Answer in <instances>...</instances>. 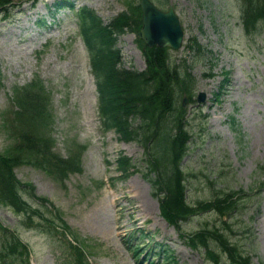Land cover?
Listing matches in <instances>:
<instances>
[{
    "label": "rangeland",
    "instance_id": "374dc122",
    "mask_svg": "<svg viewBox=\"0 0 264 264\" xmlns=\"http://www.w3.org/2000/svg\"><path fill=\"white\" fill-rule=\"evenodd\" d=\"M11 1L9 18L0 15V125L14 87L36 79L49 93L55 151L67 156L74 145L85 147L82 171L62 183L27 163L15 169L17 179L32 184L37 196L52 202L69 232L86 247L89 264H138L127 246L138 230L143 237L137 242L157 241L159 251L172 254L171 263L163 257L167 264H212L202 248L187 246L160 215L157 190L143 176L146 149L135 142H120L114 130L104 131L94 122L97 97L75 13L86 6L106 24L126 10L128 2L137 5L139 0H43L33 9L24 4L26 0ZM151 1L162 10L174 9L180 18L185 39L180 50L170 51L171 60L180 67L188 65L194 79L191 95L195 102L184 107L190 143L180 165L190 176L186 200H209L223 190L242 189L252 195L229 218L198 215L182 223L181 231L191 233L209 223L223 230L252 264H264V26L251 34L244 32L241 0ZM53 11L52 20L47 13ZM41 19L44 24L39 26ZM191 38L204 48L203 55L188 47ZM136 39V34L126 32L116 45L127 70L145 68ZM199 92L206 94L203 104L196 102ZM10 143L9 134L0 126V152ZM121 155L132 158L138 170L122 181L116 164ZM103 173L113 190L103 186L107 179L101 178ZM110 191L115 207L108 204L113 198H107ZM146 217L150 221L143 225ZM19 218L10 209H0V223L17 233L31 263L61 264L62 247L39 229L17 226ZM209 249L219 256L220 264H231L214 242Z\"/></svg>",
    "mask_w": 264,
    "mask_h": 264
},
{
    "label": "trees",
    "instance_id": "16d2710c",
    "mask_svg": "<svg viewBox=\"0 0 264 264\" xmlns=\"http://www.w3.org/2000/svg\"><path fill=\"white\" fill-rule=\"evenodd\" d=\"M241 1L244 31L251 34L264 26V0ZM9 3L8 0H0V11H6ZM139 25L140 13L137 8L131 13L122 14L107 26H102L98 18L89 13L81 26L82 34L94 54L93 68L98 77L100 113L105 128H114L123 141L135 140L143 144L147 149L152 171L159 167L162 160L167 159L171 163L168 172L166 168L162 169L160 178L153 180L164 191L161 211L168 222L177 225L178 220H185L190 215L197 214V211H206L211 207L223 212L218 201L214 204L198 202L191 207L184 200V178L178 164L189 138L183 130L186 125L184 112L181 110L176 116L174 100L175 94L186 92L189 84L182 78L178 67L168 62L167 50L149 49L139 41L145 55V71H129L121 66V57L114 46L116 38L113 35H119L125 26L136 30ZM195 49L200 51L197 44ZM49 104V93L39 81H33L27 86L14 87L8 104L10 108L7 113L2 114L0 126L9 134L11 143L0 152V207H9L16 214L26 215L23 220L26 222L33 221L34 212L29 211L30 207L24 202L21 193L24 192L22 188L29 185H22L16 180L14 168L27 163L43 167L48 174L52 172L64 176L67 171L80 164V151L67 159H62L52 151L53 121ZM136 121L140 122L137 126L134 125ZM118 163L120 168L129 167L127 158H119ZM29 191L32 192L31 187ZM223 202L228 203V206L230 200L227 197ZM209 236L216 239L229 258L239 263H249L248 256L242 257L222 234L216 230L210 232L207 225L190 242L193 245L192 241L205 245ZM16 239L7 236L2 240L3 254L11 256L12 253L19 258L23 256L17 250L19 246Z\"/></svg>",
    "mask_w": 264,
    "mask_h": 264
},
{
    "label": "water",
    "instance_id": "95a60500",
    "mask_svg": "<svg viewBox=\"0 0 264 264\" xmlns=\"http://www.w3.org/2000/svg\"><path fill=\"white\" fill-rule=\"evenodd\" d=\"M141 8L143 21L138 37L150 47L157 45L169 46L173 49L180 48L183 31L174 11L161 12L148 0H141ZM198 100L201 101L202 96H199Z\"/></svg>",
    "mask_w": 264,
    "mask_h": 264
}]
</instances>
